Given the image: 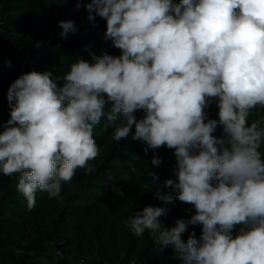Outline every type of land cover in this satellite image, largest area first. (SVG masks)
Returning a JSON list of instances; mask_svg holds the SVG:
<instances>
[{"label": "clouds", "instance_id": "obj_1", "mask_svg": "<svg viewBox=\"0 0 264 264\" xmlns=\"http://www.w3.org/2000/svg\"><path fill=\"white\" fill-rule=\"evenodd\" d=\"M85 7L89 21H106L103 39L121 54L78 57L63 76L33 70L16 78L6 93L10 118L0 125V174H18L29 210L38 191L59 198L78 169L95 171L94 130L106 120L115 141L131 135L145 152L174 150V179L161 185L157 172L147 174L165 206L146 205L125 221L136 236L147 230L183 264H264V121L250 120L264 109V0H89ZM58 26L65 39L77 30L72 20ZM214 102L218 119L206 112ZM161 163L152 157V166ZM176 201L194 214L165 227L160 218ZM190 225L201 227L199 239L195 231L183 238Z\"/></svg>", "mask_w": 264, "mask_h": 264}, {"label": "trees", "instance_id": "obj_2", "mask_svg": "<svg viewBox=\"0 0 264 264\" xmlns=\"http://www.w3.org/2000/svg\"><path fill=\"white\" fill-rule=\"evenodd\" d=\"M88 2L82 0L77 10L76 0H0V125L10 118L7 90L21 74L49 70L63 76L78 57L91 61V53L121 54L110 40L103 39L106 21L99 16L94 22L87 19ZM62 20H72L77 27L66 39L59 35ZM206 112L209 118L218 119L215 102ZM144 115L143 110L135 113L137 120ZM251 119L264 121V109L254 110ZM105 123L102 120L94 130L100 147V155L90 162L95 171L86 174L78 169L72 181L62 185L59 198L50 199L38 191L36 205L29 210L16 190L18 174H0V264H39V260L51 264H183L172 247L156 245L147 230L136 236L125 223L132 211L146 205L165 206L155 197L147 174L157 172L161 185L167 178L174 179V150L165 146L145 152L146 143L132 140L131 135L115 141L113 127L105 130ZM214 135L222 136V128ZM261 151L264 154V145ZM154 155L162 160L158 168L151 165ZM166 207L168 215L160 218L165 227L173 226L175 216L187 219L194 214L191 205L179 201ZM192 231L199 239V225H190L183 238Z\"/></svg>", "mask_w": 264, "mask_h": 264}, {"label": "rangeland", "instance_id": "obj_3", "mask_svg": "<svg viewBox=\"0 0 264 264\" xmlns=\"http://www.w3.org/2000/svg\"><path fill=\"white\" fill-rule=\"evenodd\" d=\"M176 219H177L176 216L173 217V219H172L173 226H174V224H175V220H176ZM39 264H51V263H49L47 260H39Z\"/></svg>", "mask_w": 264, "mask_h": 264}]
</instances>
